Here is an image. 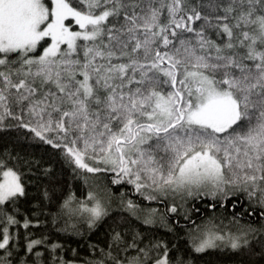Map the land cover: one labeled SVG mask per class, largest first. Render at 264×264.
<instances>
[{
	"label": "snow or ice",
	"instance_id": "1",
	"mask_svg": "<svg viewBox=\"0 0 264 264\" xmlns=\"http://www.w3.org/2000/svg\"><path fill=\"white\" fill-rule=\"evenodd\" d=\"M8 129L55 150L86 184L105 174L83 198L62 197L52 219L57 233L82 239L106 231L84 258L47 229L21 243L14 227H40L16 215L31 202L29 174L52 179V169L5 148L0 264H191L158 230L186 229L197 254L249 248L264 225L235 214L197 224L194 202L210 198L215 209L242 193L264 210V0H0ZM110 186H131L140 200ZM45 201L47 188L37 217Z\"/></svg>",
	"mask_w": 264,
	"mask_h": 264
},
{
	"label": "trees",
	"instance_id": "2",
	"mask_svg": "<svg viewBox=\"0 0 264 264\" xmlns=\"http://www.w3.org/2000/svg\"><path fill=\"white\" fill-rule=\"evenodd\" d=\"M13 146H16L18 150L23 149L25 153H31L36 158H43L45 167H51L52 169V179L45 177H39L38 179L37 176L29 174L31 177L29 183V198L31 202L19 205V211L16 214L17 219L21 220V222L25 216H31L33 221L38 218L40 227L38 229L32 228L29 230L20 227L18 231L14 227L12 229L13 235L18 236L19 241L24 243L23 234L25 231H32L33 233L39 234V232L47 229L51 235L58 237V242L63 243L68 249H77L81 257L84 258L88 253L89 243L103 242L106 226H101L96 231L88 233L87 238L82 239L80 236L57 233L56 227L58 225L53 221L52 217L55 215L59 203L62 202V197L67 196L69 193H74L77 197L83 198L89 191V185H94V183L101 185L108 183L105 174H98L99 179L97 181L94 182L92 179H89L86 184L83 177L75 176L71 168L63 162L59 155L54 154L55 150L50 149L49 146L27 140L21 137L20 133L15 129L0 131V150H4L5 148L10 150ZM86 175L90 176L91 174ZM110 187L113 195L117 199L120 197L119 194L122 191L125 195H128L127 197L130 196L132 199L135 197L134 200H140V198L133 193L131 186ZM122 187H124V189H121ZM44 188L48 189L51 201L44 202L46 205L45 215L37 217L34 209L35 206L40 203ZM117 188L121 190L116 191ZM142 203L147 204L146 201H142ZM194 203L196 207L200 208V212L194 214V219L197 224L207 222L209 217L213 215L218 218L217 222H219V218L226 217L224 221L228 223V221L232 219L233 214H235L239 220L243 221L240 223L241 225L250 224L257 229L264 225V219H262L264 210H261L255 203L250 202L246 195L242 193L232 196L230 200L225 201L224 207L217 204L215 209L207 207V205L213 203L211 199H205L202 203L199 201ZM49 209H51V212L48 211ZM79 227L83 232H88L86 225L81 224ZM188 227H191V225H188ZM158 231L166 235V238L178 247L179 252L177 253L174 249L173 254L180 255L190 260L191 264H264V248L258 243L261 238H264V234L259 231L255 233L256 239L252 240V245H250L249 248L236 252L229 248H217L200 254L191 250L186 229L176 236L167 235L163 230Z\"/></svg>",
	"mask_w": 264,
	"mask_h": 264
},
{
	"label": "bare ground",
	"instance_id": "3",
	"mask_svg": "<svg viewBox=\"0 0 264 264\" xmlns=\"http://www.w3.org/2000/svg\"><path fill=\"white\" fill-rule=\"evenodd\" d=\"M122 189H124V188H122ZM121 190V189H120ZM122 192V191H121ZM121 194V193H120ZM120 194H119V196H120ZM127 194V193H126ZM133 195V194H132ZM126 196H128V195H126ZM129 198H130V196H129ZM134 199H135V197H134ZM210 199V198H209ZM136 200H138V199H136ZM212 201V200H211ZM213 203H214V201H213ZM246 203V202H245ZM253 208V207H252Z\"/></svg>",
	"mask_w": 264,
	"mask_h": 264
},
{
	"label": "rangeland",
	"instance_id": "4",
	"mask_svg": "<svg viewBox=\"0 0 264 264\" xmlns=\"http://www.w3.org/2000/svg\"><path fill=\"white\" fill-rule=\"evenodd\" d=\"M122 188H124V187H122ZM239 222L242 223L243 221L239 220ZM224 223L227 224L225 221H224ZM233 231H235V229H233Z\"/></svg>",
	"mask_w": 264,
	"mask_h": 264
}]
</instances>
